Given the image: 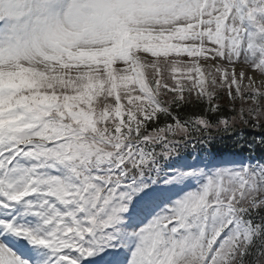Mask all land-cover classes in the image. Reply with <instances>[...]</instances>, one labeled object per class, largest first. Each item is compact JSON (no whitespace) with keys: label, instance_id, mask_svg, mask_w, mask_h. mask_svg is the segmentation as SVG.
I'll list each match as a JSON object with an SVG mask.
<instances>
[{"label":"rangeland","instance_id":"rangeland-1","mask_svg":"<svg viewBox=\"0 0 264 264\" xmlns=\"http://www.w3.org/2000/svg\"><path fill=\"white\" fill-rule=\"evenodd\" d=\"M210 1L202 42L199 38L202 31L197 27L201 10L198 0H0V15L9 12L25 17L15 28V41H0L2 116L9 118L7 124L13 130H25L24 124L28 123L26 118L22 120L9 115L12 112L8 108L11 105L10 93L17 97L23 86L34 91L38 87L36 81L64 78L75 83L80 82L81 85L85 83L82 91L91 96L101 87V82L96 81L97 78L108 70L114 68L120 74H130L129 56L122 47L127 39L135 42L140 69L150 68L155 61L179 67L188 63L190 68L198 72L196 79L200 89L207 83H220L230 78L236 87L264 90V35L255 29L252 21V31L243 36L237 6L233 3L231 8L230 5L222 4V0ZM258 1L264 2L247 0L249 4L251 2V9ZM256 17L255 20H260L264 16ZM76 88L80 89L78 86ZM29 126L28 124L26 128ZM7 151L9 149L5 152ZM7 160L14 161L15 158L8 157ZM247 167V174L253 175L255 179L256 190H261L263 179L258 168L251 165ZM0 170L6 174L3 180L9 170L11 171L5 186L10 195L18 197L17 209L23 225L19 230L31 235L37 243L45 240L61 242L65 245L64 249L75 257H84L80 249L75 248L77 239H73L69 233L76 224L80 226L82 221L69 219V214L61 208L59 201L49 194L52 187H58L64 197L67 194V207L78 218L82 213L77 211L76 201L68 193L71 190L67 185L68 179L65 178L64 184L61 179L53 178L47 172L41 187L36 189L21 161L15 162L12 168L3 164ZM183 170L190 172L188 167ZM199 171L201 175L197 182L203 187L207 175L202 170ZM66 173L64 170V174ZM238 174L229 170V177L235 180ZM189 184L188 182L187 185ZM188 188H194L193 184ZM33 190L39 192L33 195ZM174 194L168 197L170 205L176 203V198L180 196ZM201 194L199 191L180 196L176 204L177 211L175 209L165 219L171 221L175 217H183L184 213H190L193 208L197 211ZM111 207V202H105L98 211L96 205L92 204L89 215L95 218L104 217L111 213ZM151 208L149 204L144 206L140 214L143 220L141 223L136 217H130L123 221L116 233L110 229L112 232H102L98 238L88 237L86 243L91 251V262L112 264L115 256L113 253L121 252L124 255L121 264H148L147 250H155L165 264L168 260L173 261L174 256L192 260L199 257L196 240L203 243V256L211 261L217 256L216 250L224 241H232L236 237L233 228L225 226L216 230V223L213 222L209 226L206 206L203 205V214H199L198 220L182 219L184 225H191L189 235L184 234L183 239L174 241L168 247L162 239L155 237L159 229L156 221L158 215H148ZM195 214L196 212L190 213ZM32 229H42V236ZM80 243L84 245V241ZM199 245L202 247V244ZM107 246L113 247L109 255L102 258L103 260L96 258L97 248L103 249ZM182 250L185 253L180 256ZM4 256L0 250V264H8Z\"/></svg>","mask_w":264,"mask_h":264},{"label":"trees","instance_id":"trees-1","mask_svg":"<svg viewBox=\"0 0 264 264\" xmlns=\"http://www.w3.org/2000/svg\"><path fill=\"white\" fill-rule=\"evenodd\" d=\"M164 68L168 67L162 66ZM167 69L161 78L151 73L150 82L156 90L158 106L132 88L121 91V102L108 95L116 78L104 80L103 89L93 101L92 112L80 118L67 117V124L58 130L64 134L76 131L83 125L109 144L88 142L80 148L77 142L71 151L78 163L85 162L87 150L104 147L110 154L125 153L130 140L135 137L142 148L139 165L147 164L156 155L168 157L174 144L197 148L199 154L235 153L250 155L264 166V92L248 91L256 103L242 101L231 103L228 90L220 85L210 99L200 94L190 79L173 78ZM232 90V89H231ZM62 91L66 89L62 88ZM236 95V94H235ZM59 95V100L62 99ZM239 101V100H238ZM66 113L64 109H60ZM93 115V119L89 117ZM256 116V118H255ZM172 151H170V154ZM249 186L237 194L234 203L240 218L241 236L230 247L223 248L218 264H264V199ZM223 198L227 199L223 194Z\"/></svg>","mask_w":264,"mask_h":264},{"label":"bare ground","instance_id":"bare-ground-1","mask_svg":"<svg viewBox=\"0 0 264 264\" xmlns=\"http://www.w3.org/2000/svg\"><path fill=\"white\" fill-rule=\"evenodd\" d=\"M262 84L264 85V82ZM0 250L5 254L8 264H21L15 255L14 248H7L0 243Z\"/></svg>","mask_w":264,"mask_h":264}]
</instances>
